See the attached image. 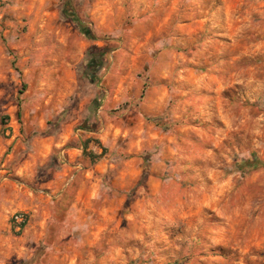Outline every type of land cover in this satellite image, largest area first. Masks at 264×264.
<instances>
[{"label":"rangeland","instance_id":"1","mask_svg":"<svg viewBox=\"0 0 264 264\" xmlns=\"http://www.w3.org/2000/svg\"><path fill=\"white\" fill-rule=\"evenodd\" d=\"M97 2L0 0L1 183L51 192L42 185L65 166L78 106L58 92L72 70L68 24L109 42L100 30L118 23V143L107 157L118 187L113 175L101 182L116 220L60 223L57 246L85 259V237L102 226L105 253L90 264H264V0H106V23Z\"/></svg>","mask_w":264,"mask_h":264},{"label":"crops","instance_id":"2","mask_svg":"<svg viewBox=\"0 0 264 264\" xmlns=\"http://www.w3.org/2000/svg\"><path fill=\"white\" fill-rule=\"evenodd\" d=\"M97 1L94 15L106 23L107 8L113 4L105 3L106 0ZM118 1L122 0H115L114 6H118ZM68 25L73 38L72 70L58 78V92L75 96L78 106L69 124V142L64 150L66 163L55 174L53 181L42 185L51 190L46 196L42 195V189L37 190L38 193L27 189L15 190L10 179L4 180V183L0 180V264L26 262L36 249L43 246L46 251L37 264H90L91 258L94 262L96 257L100 259L105 253L98 243L102 226L89 231L85 237L89 248L84 259L82 250L75 246L64 249L57 246L61 238L58 225L64 222L83 223L89 229L94 223L101 224V218L104 223L116 220V217H107L101 182L104 175H113L114 187H118V170L111 163L108 166L107 160L111 148L118 143V23L114 24V29L100 30L111 33L109 42L99 38L94 31L95 40L87 39L76 22H69ZM36 42L43 51L49 45L43 38ZM106 44L115 46L108 54ZM18 48L22 53L24 47L20 45ZM97 59L107 63L106 71L104 67H96ZM22 61L26 64L28 57ZM16 173L23 171L20 168ZM16 199L20 201L18 204H14ZM114 200V207L118 209V198L114 197ZM43 203L50 209H46ZM58 208L68 209V212L65 216H57L54 213ZM19 213L24 217L21 225L13 219ZM72 234L73 240L76 235L75 232Z\"/></svg>","mask_w":264,"mask_h":264},{"label":"trees","instance_id":"3","mask_svg":"<svg viewBox=\"0 0 264 264\" xmlns=\"http://www.w3.org/2000/svg\"><path fill=\"white\" fill-rule=\"evenodd\" d=\"M79 31L87 38V39H91V40H95V35L93 33V31L91 29H89L88 27H86L85 25H83L80 22H76ZM4 119H8L6 116L3 117ZM5 121V120H4ZM100 158V155L97 157V160ZM94 159V157H93ZM93 162L95 161L92 160ZM256 161L253 160H246L243 161L239 164V166H241L244 170H248L250 168L251 171L257 170L259 167L256 165L255 163ZM58 163H61L60 159H58ZM42 256V251L41 248L40 249H36L34 254L32 255V257L27 260L26 262H22L19 264H37L39 258Z\"/></svg>","mask_w":264,"mask_h":264},{"label":"built area","instance_id":"4","mask_svg":"<svg viewBox=\"0 0 264 264\" xmlns=\"http://www.w3.org/2000/svg\"><path fill=\"white\" fill-rule=\"evenodd\" d=\"M13 219L15 220V221H18V224H22L23 223V221H24V217H23V215L22 214H15L14 216H13Z\"/></svg>","mask_w":264,"mask_h":264}]
</instances>
